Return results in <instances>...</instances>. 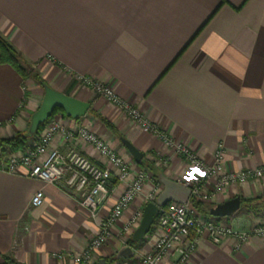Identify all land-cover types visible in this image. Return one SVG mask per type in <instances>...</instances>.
Instances as JSON below:
<instances>
[{"label":"crops","instance_id":"crops-1","mask_svg":"<svg viewBox=\"0 0 264 264\" xmlns=\"http://www.w3.org/2000/svg\"><path fill=\"white\" fill-rule=\"evenodd\" d=\"M0 34L47 84L90 103L84 116L58 112L53 120L68 129L86 127L104 139L126 159L131 177L145 170L157 179L164 173L184 184L194 171L152 132L80 83L78 75L108 85L199 159L212 162L222 142L226 170L264 168V0H0ZM39 89L33 80L22 79L12 66L0 63V139L27 129V119L44 95ZM125 139L153 169L134 158ZM70 146L96 164L105 163L84 140L69 143L57 134L50 148L62 152ZM28 172L22 166L13 173L0 168V264L4 256L25 264H74L53 253L83 250L125 185L113 179L107 202L92 217L63 186ZM150 186L147 183L145 191ZM38 190L44 191V202L35 207L31 200ZM263 193L264 175L232 185L208 203L213 209L236 197ZM146 204L143 197L136 199L116 230ZM240 210L241 205L230 215L211 218H232ZM262 220L250 216L248 224L236 227L246 229ZM134 231L114 235L95 252L94 264L118 257L126 247L133 249L132 257L149 252L155 231L137 247L125 245ZM234 243L233 238L214 244L201 237L183 264H264V236L251 237L238 251ZM175 258L176 253L170 254L162 264Z\"/></svg>","mask_w":264,"mask_h":264},{"label":"built area","instance_id":"built-area-1","mask_svg":"<svg viewBox=\"0 0 264 264\" xmlns=\"http://www.w3.org/2000/svg\"><path fill=\"white\" fill-rule=\"evenodd\" d=\"M77 80L97 95L117 106L135 124L152 132L167 148L187 163L194 172L184 183L191 188V198L209 202L213 196L222 193L232 185H243L257 180L264 175V168H245L226 170L223 166L224 146L219 142L216 146L212 162L199 159L184 144L173 140L165 131L149 123L137 108L119 97L108 85L89 76H77ZM57 134H61L65 142L83 141L91 144L104 158L99 164L85 156L75 146L66 151L50 148ZM108 142L100 138L86 127L68 129L56 120L45 125L33 141L23 150L9 153L0 159L1 169L9 173L16 172L18 167H26L29 176L50 184H60L79 198V203L87 208L95 217L110 195L112 180L124 184L123 193L107 211L99 225L98 233L90 239L88 245L77 253H53L58 259L69 258L75 264H94L95 252L109 242L114 235L133 232L140 224L142 210H137L116 230L124 212L138 199L143 197L145 203L154 202L163 186L154 175L139 170L131 177L132 172L126 159L113 150ZM151 183L145 191V185ZM190 199L187 203L170 201L157 211V222L154 233L156 240L152 249L137 257L125 258L117 264H162L166 256L176 253L177 258L170 264H183L197 249L201 237H207L214 244H220L226 238H233V250L238 251L251 237L264 236V221L249 228L242 229L228 225L223 220L203 219L192 210ZM44 202V191L38 190L32 197V206H40Z\"/></svg>","mask_w":264,"mask_h":264},{"label":"water","instance_id":"water-1","mask_svg":"<svg viewBox=\"0 0 264 264\" xmlns=\"http://www.w3.org/2000/svg\"><path fill=\"white\" fill-rule=\"evenodd\" d=\"M44 95L42 101L38 108L30 115V122L27 128V135L33 136L38 133L41 124L47 121V119L53 114L56 108H62L63 111L72 118H78L84 116L86 112L90 109V103L87 101H81L76 97H72L63 92H60L50 86L49 84H44L43 86ZM129 152L134 156L137 161H140L142 157V152H140L136 147L128 140H123ZM158 179L162 183L163 189L158 194L154 202H148L142 214V219L137 229L132 235L134 241H140L145 237L154 223L157 211L159 208L164 206L170 201H175L179 203H187L189 197L191 196V188L187 185L172 180L167 177L164 173H158ZM241 205V198L236 197L223 204H219L215 207L210 208V214L213 216H227L235 212ZM133 249L131 247H126L118 253V258H130L133 254ZM95 264H107L104 258H101Z\"/></svg>","mask_w":264,"mask_h":264},{"label":"trees","instance_id":"trees-1","mask_svg":"<svg viewBox=\"0 0 264 264\" xmlns=\"http://www.w3.org/2000/svg\"><path fill=\"white\" fill-rule=\"evenodd\" d=\"M0 63L8 64L9 66H12L20 74L21 78L24 80L28 78H33L42 87L44 86V84H46V81L40 76V74L32 67H30V65H28L25 61L22 60L20 54L17 53L13 45L4 37H2L1 34H0ZM58 112L65 113L62 108L59 107L56 108L53 114H51V116L47 119V121L41 124L40 127H38L39 128L38 133L43 128H45V125L53 121L55 114H57ZM91 112L95 114L100 119V121H102L105 124V126L109 130H111L114 134L119 133L115 128V126L112 125V123L107 118H105L99 113L94 112V110H91ZM26 131L27 129L22 132L19 130L8 139H0V159L6 157L11 152L25 149L29 144V142L37 137L38 133L33 136H28ZM140 164L144 168L147 166L153 169V167L150 166V164L145 165V162L143 161H140ZM190 205L195 213H201L207 219H211V214L209 210L211 205L209 203H205L198 199L191 198ZM241 207L248 208L249 210H253L256 213L262 211V209H264V193L259 194L258 196L252 198L251 197L241 198ZM156 222H157V215L149 231L150 234L151 232L154 231ZM143 239H141L140 241H134L132 238H130L128 240V244L132 246L135 244L137 245L139 243H142L144 241ZM104 259L106 260L107 264H114L123 260L116 256L106 257ZM1 264H25V263L15 260L9 256H4L3 262Z\"/></svg>","mask_w":264,"mask_h":264},{"label":"rangeland","instance_id":"rangeland-1","mask_svg":"<svg viewBox=\"0 0 264 264\" xmlns=\"http://www.w3.org/2000/svg\"><path fill=\"white\" fill-rule=\"evenodd\" d=\"M31 67V66H30ZM33 68V67H32ZM34 69V68H33ZM34 70H36V69H34ZM28 79H31V80H33L35 83H36V85H37V87L38 88H40L39 90H41V91H43V87L41 86V85H39L38 83H37V81L35 80V79H33V78H28ZM26 86V85H25ZM29 122H30V115H29V117H28V119H27V125H26V128H28V126H29ZM22 131H25V130H22ZM21 131V132H22ZM31 141H33V140H31ZM31 141L29 142V144L31 143ZM114 150V149H113ZM116 151V150H115ZM117 152V151H116ZM118 153V152H117ZM119 154V153H118ZM151 187V186H150ZM163 189V188H162ZM145 202V201H144ZM205 203H208V202H205ZM242 208V211L240 210V211H238L232 218L230 217V218H225L224 220H223V222H225L226 224H228V225H233V226H240V227H244V226H242L241 224H248V220H249V217L251 216L253 219L254 218H258V219H264V209H262V211H260V212H258V213H256L255 211H253V210H249L248 208H243V207H241ZM197 215H198V217L200 218V220H203V219H207L203 214H201V213H196ZM247 214H249V215H247ZM262 221H264V220H262ZM262 221H260V222H262ZM259 223V222H258ZM246 227L248 226V225H245ZM137 229V228H136ZM135 229V230H136ZM130 233H132V232H130ZM130 233H128V234H130ZM127 234L125 233L124 234V236H126ZM151 235H153V233L152 234H150V233H148L146 236H145V238H147V237H149V236H151ZM130 237H132V236H130ZM130 237H128V239L126 240V244L125 245H127L128 244V240L130 239ZM141 244V243H140ZM139 244V245H140ZM124 245V246H125ZM138 245V246H139ZM133 247H137V245L135 244V245H133ZM115 256V255H114ZM75 264V263H74ZM117 264V263H116Z\"/></svg>","mask_w":264,"mask_h":264},{"label":"snow or ice","instance_id":"snow-or-ice-1","mask_svg":"<svg viewBox=\"0 0 264 264\" xmlns=\"http://www.w3.org/2000/svg\"><path fill=\"white\" fill-rule=\"evenodd\" d=\"M189 175H191V173Z\"/></svg>","mask_w":264,"mask_h":264}]
</instances>
